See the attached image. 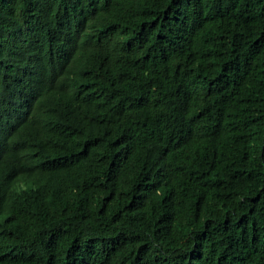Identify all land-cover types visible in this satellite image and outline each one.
<instances>
[{"label":"trees","instance_id":"obj_1","mask_svg":"<svg viewBox=\"0 0 264 264\" xmlns=\"http://www.w3.org/2000/svg\"><path fill=\"white\" fill-rule=\"evenodd\" d=\"M0 264H264V0H0Z\"/></svg>","mask_w":264,"mask_h":264}]
</instances>
